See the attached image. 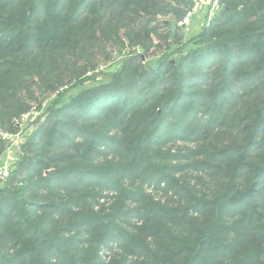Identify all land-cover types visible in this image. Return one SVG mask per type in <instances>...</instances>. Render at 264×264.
<instances>
[{
    "label": "trees",
    "instance_id": "1",
    "mask_svg": "<svg viewBox=\"0 0 264 264\" xmlns=\"http://www.w3.org/2000/svg\"><path fill=\"white\" fill-rule=\"evenodd\" d=\"M191 5L0 0V128L67 86L0 185V264H103L110 243L106 264H264V0H219L176 47ZM132 45L165 48L71 92Z\"/></svg>",
    "mask_w": 264,
    "mask_h": 264
},
{
    "label": "rangeland",
    "instance_id": "2",
    "mask_svg": "<svg viewBox=\"0 0 264 264\" xmlns=\"http://www.w3.org/2000/svg\"><path fill=\"white\" fill-rule=\"evenodd\" d=\"M192 5L190 7H187L186 13L177 21V25L181 26L180 30H178V42L174 43L173 45H178L176 47H181L182 44H188L189 46L192 45V43L188 42L190 39L196 37L199 35L202 30L208 25L210 19L213 17V15L216 13L217 8H214L212 0H191ZM190 13V17L187 21H185L186 15ZM158 21H162L164 23H171L173 21V18L170 15H162L159 16ZM158 39L156 37H153V42L156 44L158 43ZM185 45V46H186ZM113 46H108L105 48V53H103L101 50L96 49V53L93 57V70H87L85 75L91 77V79H88L83 85H77L75 88L71 90V92H77L83 89H90L94 86L105 84L108 82L109 77L120 71L124 63L127 59H129L131 56H139L141 58V62L144 64H148L150 66L155 65L157 62V56H159L162 52V49L165 48V46L162 47H153L151 48L148 55H143L142 51L140 50L138 45H132V47H123L122 52H119L118 49L113 50ZM127 50V51H126ZM107 54L108 56H111L110 58H107L105 56ZM99 72V73H98ZM66 85H62L53 93H48L43 96V100H38L37 102H40V105L44 110L48 108L50 103L55 99L58 95V93L62 92L64 89H66ZM36 102V103H37ZM36 103H30L29 109L26 112V114H23L22 117L16 122V130L14 133H8L7 131L0 128V134H7V136H2L3 138L8 140V147L7 151L2 155V158L0 159V185H2L11 174L12 170L16 167V162L20 158V156L24 152V145L26 144V141L28 139V134L32 129L35 128V126L43 119V115H41L38 111V107L36 106ZM29 116L27 118H31L29 124L25 123L26 116ZM37 121V122H36ZM28 129V130H27ZM183 146L181 142H175L174 146ZM165 183H162L161 185L164 186ZM148 192L152 190L151 188H147ZM103 194H108V191H104ZM109 194H115L114 191L109 192ZM162 194L158 192V195H156V198H160L161 202L165 201V196H161ZM105 198L100 199V203ZM105 202V207L109 206L111 204V200ZM104 203V202H103ZM131 221V220H130ZM132 222V221H131ZM122 228L127 229V227L121 223ZM109 250L106 247L101 248L100 255L101 260L103 264H106L110 258V255L112 252H115L119 250L116 243H110Z\"/></svg>",
    "mask_w": 264,
    "mask_h": 264
},
{
    "label": "built area",
    "instance_id": "3",
    "mask_svg": "<svg viewBox=\"0 0 264 264\" xmlns=\"http://www.w3.org/2000/svg\"><path fill=\"white\" fill-rule=\"evenodd\" d=\"M212 2H213V6H214V8H219V0H212ZM218 8H217V10H218ZM190 13H188L187 15H186V17H185V21H187L188 19H189V17H190ZM26 116V118L27 117H29V116H27V115H25ZM1 136H7V134L5 133V134H1Z\"/></svg>",
    "mask_w": 264,
    "mask_h": 264
}]
</instances>
